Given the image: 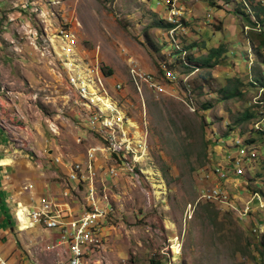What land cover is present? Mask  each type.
Listing matches in <instances>:
<instances>
[{"label": "rangeland", "instance_id": "rangeland-1", "mask_svg": "<svg viewBox=\"0 0 264 264\" xmlns=\"http://www.w3.org/2000/svg\"><path fill=\"white\" fill-rule=\"evenodd\" d=\"M175 2L178 4L175 12L181 13L180 25L177 20L170 27L161 18V14L172 11L170 6L165 7L163 0H0V93L8 97L10 107L17 93L28 97L29 102L35 99V106H28V114H35L37 109L42 114L37 125L27 127L30 141L27 143L41 152L38 158L21 150L23 123L20 118H24L26 111H17V116L12 112V119L0 117V127L7 132L0 134L1 144L9 149L0 151V159L5 157L10 160L8 167H17L12 170L4 164L2 170L4 175L10 173L17 180L14 192L7 184L0 187V251L10 264H25L29 263L27 259H34L33 242L43 234L39 227L24 231L19 223L15 225V201H27L31 194H42L32 193L33 188L28 187L32 184L28 182H36L38 178L34 167H38L37 163L42 169L52 166L51 158L58 155L54 140L65 144L63 149L72 157L83 156L90 142L96 140V133L73 123L78 121L74 113L81 106L74 103L70 110L66 107L71 104L66 77L73 69H68L65 63L70 58L71 63H78L82 58L88 61L84 65L85 78L81 75L87 85L98 84L101 96L118 111L119 122L127 123V114L130 115L129 131L140 133L138 159L137 151H131L132 143H125V150H130L125 153L126 158L130 161L136 158L137 177L133 170L118 168L120 179L104 178L107 184H100L112 205L109 212L116 226L109 230L108 243H101L95 264H109L110 260L113 264H255L249 257L247 241H253L249 229L264 213L238 221L234 207L236 202L240 203L237 196H248L244 186L252 175L264 177V163L246 159L249 167L235 164L237 151L231 138L264 144L260 140L264 139L263 134L256 133L252 125L264 117V104L258 103L256 90L249 85L250 79L255 81L256 72H264V48L259 50L254 46L243 26L246 16L251 15V5L264 10V0ZM160 20L166 23L162 28L155 24ZM219 45L226 52L219 55L218 64L213 67L186 71L174 59L187 52L205 57L212 47ZM181 46H189V51L182 52ZM66 52L65 59L62 55ZM165 58L171 61V66L165 63L167 68L158 67ZM131 62L158 80L159 91L146 93L144 90L152 91L148 83L129 78ZM98 65L101 76L93 69ZM103 67L112 70L110 78L103 74ZM177 74L180 78L172 84ZM114 80L124 83L125 97L115 95ZM187 84L191 87L201 84V90L186 98L182 91ZM224 87H236L238 93L225 97L217 91ZM73 92H80V84H73ZM261 99L264 102V95ZM83 103L91 104V96H83ZM205 103L211 107L203 109ZM199 109L203 122L198 114H192ZM95 111L100 114V109ZM244 112L250 115L244 118ZM36 117H30L29 123ZM48 118H53L56 125L50 128ZM262 123L257 124L264 129ZM70 128L73 141L71 137L67 139ZM74 134L84 141L76 143ZM148 160L153 163H146ZM110 161H118V155L110 154ZM69 162L70 158L60 157L56 164L64 166ZM213 166L217 174L209 175ZM233 166H240L242 172L239 179L225 177L229 189L232 183L236 188L226 191L230 202L225 198L221 204L233 211L218 208L214 216L213 205L195 204L199 187H204L202 183L217 179L214 185L221 186L220 173ZM48 175L51 181H60L54 184L55 190L67 187L63 180L67 178V171H59L57 177ZM93 182H101L100 173H93ZM25 185L30 193H26ZM56 196L60 197L58 193ZM85 196L77 192L60 202L68 213L77 214L75 208L87 202ZM220 201L214 199L213 203L219 206ZM2 210L11 218L8 225L4 224ZM37 258L41 264L51 262L44 254ZM261 262L264 263V258Z\"/></svg>", "mask_w": 264, "mask_h": 264}, {"label": "built area", "instance_id": "built-area-1", "mask_svg": "<svg viewBox=\"0 0 264 264\" xmlns=\"http://www.w3.org/2000/svg\"><path fill=\"white\" fill-rule=\"evenodd\" d=\"M165 5L171 7V12H175V0H163ZM73 43V41H71ZM71 43V44H72ZM64 51V50H63ZM65 59L68 57L67 52L62 55ZM68 68L73 69L72 74L68 75V97L70 103L67 110H70L73 104L81 107L74 113L78 117V121L74 123L76 126H85L87 132L96 133V140L90 142L88 148L85 150L83 156L72 157L70 154L64 152L61 157L70 158L71 162L65 163L64 167L67 171V178H63L67 187L57 190L60 197L56 196V190L49 193L48 196L44 194L34 196L31 194L27 201H16V223H23L24 231L31 228L39 227L42 230V236L35 245L34 259H26L29 263L25 264H41L37 256L44 254L50 260V264H95V255L101 251V243H108L109 230L115 228L114 223L106 220L107 208H104L102 203V190L100 184H107L104 180L105 176L112 180L120 179L118 175V168H132L125 163V153L130 150H125V143H132V150L137 151V159L139 158V140L140 133L137 131H129L132 123L127 114V123H120L118 120V111L114 109V105L108 104V99L101 96L98 84L95 86H88L84 80V65H88V61L84 58L78 59V63H71V58L67 60ZM64 63V64H65ZM99 65L97 68V76L99 75ZM84 77H82V76ZM129 78H137L148 83V86L153 91L156 89L155 77H149L147 71L138 67L131 62L128 69ZM95 76V80H97ZM166 79V78H163ZM73 84H80V92H73ZM124 83L120 80L112 81V89L115 95H122ZM140 88V87H139ZM139 88L137 89L139 91ZM83 96H91V104L83 103ZM28 97H21L17 93V98H13L14 102L23 100L26 112L24 118H20L23 123V143H21V150H25L31 157H40V153L36 151L35 147L29 145V130L30 117H42L41 111L35 114H28V106H35V99L32 102L27 100ZM93 109H100V117H93ZM19 110L17 105H13V113L17 116ZM64 111V110H63ZM65 113L67 111H64ZM46 119L49 126L56 125L55 120ZM106 124H113L117 127V136L121 137V144H114V138H108L106 133ZM75 135V134H74ZM78 137H75L76 143H82ZM110 154H118V161H110ZM78 156V155H77ZM60 157H55V162L59 161ZM107 161V163H105ZM134 177L136 176L135 168ZM93 173L101 174V182H93ZM59 174L55 173L54 177ZM104 186V185H103ZM29 184V188H32ZM58 188V186L56 187ZM77 192L86 195L87 202H81L80 206L75 208L77 214L68 213L65 205L61 204L60 200L76 194ZM216 197V192H214ZM105 210V211H104ZM79 212V213H78ZM26 256V252H25ZM113 262L110 263L111 264ZM0 264H10L0 251Z\"/></svg>", "mask_w": 264, "mask_h": 264}, {"label": "clouds", "instance_id": "clouds-1", "mask_svg": "<svg viewBox=\"0 0 264 264\" xmlns=\"http://www.w3.org/2000/svg\"><path fill=\"white\" fill-rule=\"evenodd\" d=\"M159 1H162V0H159ZM218 1H221V0H218ZM243 2L245 3V0H243ZM157 5L160 7L159 2L157 3ZM177 5L178 4L176 3V6ZM253 6H257V5L256 4L251 5V9H249V12L251 13V15H249V16H247L245 18V24H243V26H245L247 28V31H245L246 35H248V37H250L252 39V41L255 43L254 46L257 49L262 50L263 46L260 45V43H259V34H261V26H259L257 24L256 17L254 16V13H253ZM165 7L168 8L169 6L165 5ZM218 8H219V10H222L221 6H219ZM170 10H171V7H170ZM154 11H156V10H154ZM175 11H177L176 8H175ZM230 14L232 16H234L232 12H230ZM180 15H181V13L177 14L176 12L173 13L171 11H168L165 14H161V18H163L166 22H168V24H172L171 26H173L177 22V20H178V23H179ZM253 17L255 18V22L253 20ZM248 18L250 20H252L254 22V24H250L247 21ZM172 19H174L175 21H172ZM218 47H220L221 50H220V53L218 54V60L216 58L215 59L213 58V60H217V63L215 65L218 64L219 55L220 54L222 55L224 52H226L225 50H223L222 45H219ZM213 48H217V47H212V49ZM180 50L182 52H184L186 50L189 51V49L185 48V46H181ZM228 52H230V51H228ZM231 53H233V52L231 51ZM208 55L209 54H207V56ZM192 57H195L194 52H187L186 54H183L182 56H175L174 59H175V61H177V63L185 66L187 68L186 71H190L192 69L195 72V71H198L200 69L199 67H201V66L195 64V62L191 60ZM263 59H264V56H263ZM165 63L169 64V66H171V61L168 60L167 58H165L164 63H158V67L167 68V65H165ZM207 68H209V67H207ZM172 70L175 71L174 69H172ZM254 76L256 78L255 81L250 79L249 80V85L252 87V89L256 90L258 103L259 104H264V102L261 99L262 95H264V72H261V73L260 72H256L254 74ZM179 78H180V74L179 75L177 74V79L175 81H173L172 84L174 82H176ZM188 82H189V80H188ZM198 85L201 86V84H195V85L193 84V86L191 87L190 84H187V88L185 87V90L182 91L183 95L186 94L187 95L186 98L189 95V97L191 98L192 92L194 94V92H199L201 90V89L197 88ZM224 88L228 90V92L226 94H224L225 97H228L231 91H234V95H236L238 93L236 87L234 89H232L230 87H227V88L224 87ZM140 91L141 90H139V92ZM144 92H146V93L148 92V93L152 94L153 90L152 91L144 90ZM206 104H207V106H206ZM209 107H211L210 103H205V104L202 105L203 109H207ZM199 111H200V109L198 110V112H195V113H192V114H198V116L200 117V120L203 122V117H202V115L199 114ZM249 115L250 114L248 112L247 113L244 112V118H247ZM218 118L221 119L220 116ZM262 121L264 122V117H262V119H260L259 121H257L255 124H252V125H255L254 126L255 132L256 133L259 132V134H263L262 138H264V129H261L260 127H258V124L262 123ZM262 124H264V123H262ZM223 136H225V135H223ZM251 137H252V135H251ZM229 139H230V137H229ZM231 140L235 144L236 151H237L236 156H235V159L237 161L235 162V164L238 162V164L239 163H243L244 165H246L245 164V160L246 159H249L250 162L252 160H258L259 159V160H261L264 163V144L263 145H257V144H254L253 141H251V140L246 142L245 140L242 141V140H240L238 138H234V137H232ZM260 140H264V139L260 138ZM147 141H148V136H147ZM211 157H214V155H212ZM239 157H244V160H240ZM145 162L148 163V164H152L153 163L150 160L145 161ZM246 166H248V165H246ZM241 172H242V169H241L240 166H238V168H237V166H233L232 168L225 169V173L221 172L219 177H220V180L223 179L221 186H224V187H227V188H222L221 186L214 185L215 183H217L216 182L217 179H212V180L209 181V184L207 182L206 183H202V184L207 185L205 194H203L201 192L203 190V187H199L196 199L206 198V200L203 201L202 203H210V204H212L215 207V209H218V208L221 209V210L229 209V207L225 208L221 204H222V202H223V200L225 198L230 200L229 195L227 194V192H230L231 190H234L236 188V186H235V184H233L231 182L232 183V186H231L232 188L229 189V187L227 185L228 181H226L224 179H226L225 177H227V178L230 177L232 179H239ZM249 173L250 172H247V174H249ZM216 174H217V172H216V169H215V166H214L212 168V173L209 174V175H216ZM252 176H254V177L251 178V180H249L250 182L247 183L244 186V189L249 192L248 196L247 197L237 196V201L239 200L240 203L236 202L235 207H234V209H235L234 212L236 213L235 219L238 220V221L241 218H249L250 216H254L255 214H258V213H264V210H263L264 209V177H260L259 175H254V174ZM255 176H259V178H255ZM214 192L217 193L216 197H215ZM214 199L215 200H218V199L221 200L218 203L219 206H217V205H215L213 203ZM189 207H190V204H189ZM227 211L229 212V211H233V210L229 209ZM262 227H264V217H261V216H259L256 220H254L250 224L249 231L251 233L250 235H251L253 241H251V240L247 241L248 242L249 255H253L254 256V253L256 252V250L260 251L259 245H258V241L260 240L261 235L264 234V232H262L263 231ZM254 244H257L258 246L254 247L253 246ZM263 248H264V246H263ZM262 258H264V256H262Z\"/></svg>", "mask_w": 264, "mask_h": 264}, {"label": "crops", "instance_id": "crops-1", "mask_svg": "<svg viewBox=\"0 0 264 264\" xmlns=\"http://www.w3.org/2000/svg\"><path fill=\"white\" fill-rule=\"evenodd\" d=\"M23 104H24V101L23 100L22 101L20 100V103L18 105H20L22 107V109H24ZM11 107H10V103H9L8 97L4 93H3V95L0 93V117H6V118H11L12 119L13 116H12V108ZM38 118H39L38 116L35 119L31 118L30 124L31 125H34V126L37 125ZM3 131L4 130L0 127V134L3 133ZM71 131H72V129L70 128V130L68 131L69 133H67V135H68V138L67 139H69L71 137V139L73 141V137H72ZM4 132L7 133L6 131H4ZM53 140L54 139H52L51 141H53ZM54 141H55L54 142V147L58 151V155H56V157H61V155H64V152H66L63 149V147H62V146H65V144H63L61 142H57L56 140H54ZM1 142H2V140H1V137H0V151L7 150L8 148L6 149V147H4L1 144ZM12 149H13V147H12ZM13 150L16 151V149H13ZM13 150L11 152H13ZM39 153H41V152H39ZM66 153H68V152H66ZM51 154L52 153H50V155ZM68 154H70V153H68ZM10 155H11V158L13 160L14 159V156L12 155V153H10ZM47 155L49 156L48 153H47ZM72 155L77 156L78 154H72ZM39 164L37 163L38 167H34L36 169V173L38 172L37 181L36 182H28V183L34 184L32 193L33 192H38V193L44 194L45 196H48L49 193L53 192V190H54V184H57L58 185L57 182L60 183V181H58V180L57 181H51L50 180L51 179L50 178V175H48V174H53L54 171L57 172V173L59 171L61 173H65L66 172V168L63 165L52 163V166L51 165L50 166L49 165L46 166L45 167L46 170H45V169H42L41 167H39ZM6 165H7V167L10 166V164H6ZM6 165L0 164V173H1L0 174V187H1V185L3 186L4 184H7V186H10L11 189H12V191H13L14 188H15V185H16L15 182H17V180L14 178L13 175L10 176V173H8L6 175H4L2 173V170L5 168ZM8 168H10V167H8ZM16 168L17 167H15V165H14V166H11L10 169L14 170ZM24 172H25V170L23 171V173ZM6 173H7V171H6ZM45 175H48V176H46L47 178H45ZM41 178H43V179H41ZM28 183H26V185ZM26 185L24 186V188L26 190V193L27 192L30 193L29 190L26 188Z\"/></svg>", "mask_w": 264, "mask_h": 264}, {"label": "trees", "instance_id": "trees-1", "mask_svg": "<svg viewBox=\"0 0 264 264\" xmlns=\"http://www.w3.org/2000/svg\"><path fill=\"white\" fill-rule=\"evenodd\" d=\"M253 13H254V16L256 17L257 24L259 26H261V34H259V43L264 48V10H262V9L259 10L257 6H253ZM247 21L250 24H254V22L252 20H250L249 18L247 19ZM155 24L157 26H159L160 28H162V27H164L166 25L164 20H160L159 23H155ZM168 25L171 27L172 24H168ZM179 25H180V21H179ZM146 35H147V33H145V38H146ZM149 39H151V36H149ZM154 47H156L155 43H154ZM185 48L189 49L190 47L189 46H185ZM220 50H221L220 47L213 48V49L210 50V54L208 56H205V57H192L191 60L194 61L195 64H197V65H199V66H201L203 68L204 67H213L217 63L218 54L220 53ZM213 58H216L217 60H213ZM103 74L106 77H110V76H112L113 72H112V70L110 68L103 67ZM197 88L201 89V86L198 85ZM217 91L218 92H223V94H226L228 92V90L225 89V88L218 89ZM229 96H234V91H231ZM206 106H207V104H206ZM162 172L165 175V169L164 168H162ZM256 175H259V174H256ZM203 186L204 187H203V190L201 192L203 194H205L207 185L203 184ZM205 200H206V198L196 199L195 200V204H200V203H202ZM227 201L230 202V200H228V199H227ZM204 204H206L208 207H210L212 205L210 203H204ZM227 210H229V209H227ZM212 211H214V216H216L217 215V213H216L217 210L215 208H213ZM2 212L4 213L3 220L6 221V223H4V224H6V225L10 224L11 223L10 216H8V213H6L5 210H2ZM112 216L113 215L111 213L106 216V220L108 222H110V223H114V221L112 220ZM258 245H259L260 251L256 250V252L254 253V256L253 255H249V257L253 260V262L255 264H257V263L258 264H264V263L261 262L262 259H263L262 256H264V248H263V246H264V234L261 235V238L258 241ZM258 245L254 244L253 246L257 247ZM151 261H152V259H151ZM157 263H159V262H157Z\"/></svg>", "mask_w": 264, "mask_h": 264}, {"label": "bare ground", "instance_id": "bare-ground-1", "mask_svg": "<svg viewBox=\"0 0 264 264\" xmlns=\"http://www.w3.org/2000/svg\"><path fill=\"white\" fill-rule=\"evenodd\" d=\"M172 21H175L174 19L172 20ZM68 68V67H67ZM68 69H70V68H68ZM88 80V79H87ZM87 83V82H86ZM16 103H20V100H19V102H14L13 100H12V106L13 105H16ZM24 105V109H22L21 107V111H27L26 110V107H25V104H23ZM98 110V109H97ZM12 112H13V110H12ZM93 117H100V114L98 113V111H95L94 113H93ZM73 123H75V122H73ZM51 128V127H50ZM106 131H108V134H107V136H108V138H114V144H121V137H116L117 136V128L116 127H114V125L113 124H106ZM72 132V131H71ZM74 133V132H73ZM74 137H75V135H74ZM78 138H80L81 139V136H78ZM125 147H126V145H125ZM48 153V152H47ZM27 154V153H26ZM28 155V154H27ZM50 155V154H49ZM116 155H118V154H116ZM51 157V156H50ZM38 158V157H37ZM52 159V161H54V163L56 164V162H55V157L53 158H51ZM133 160L132 161H130L129 159H127L126 158V156H125V163H126V165L127 166H130V167H132V168H135V164H134V162H135V160H136V158L135 157H133L132 158ZM10 162V160L9 159H7V158H5V157H3L2 159H0V164H7V163H9ZM132 168H126L127 170H129V171H132L133 169ZM53 175H55V171L53 172ZM108 179L109 181H112L111 179H110V177H108V176H105V179ZM33 186V185H32ZM29 187V186H28ZM33 188V187H32ZM31 189V188H30ZM32 190L33 189H31V192H32ZM107 194L105 193V191H103L102 192V203L104 204V208H107V215L108 214H110L111 212H109L110 211V209H112V205L109 203V201H108V197L106 196ZM16 202V201H15ZM15 204V203H14ZM19 228L21 229V230H23L24 229V226H23V223H19ZM108 264V263H107ZM113 264V263H112Z\"/></svg>", "mask_w": 264, "mask_h": 264}]
</instances>
